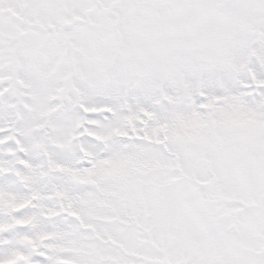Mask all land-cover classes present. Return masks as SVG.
Listing matches in <instances>:
<instances>
[{
  "label": "snow or ice",
  "instance_id": "snow-or-ice-1",
  "mask_svg": "<svg viewBox=\"0 0 264 264\" xmlns=\"http://www.w3.org/2000/svg\"><path fill=\"white\" fill-rule=\"evenodd\" d=\"M0 264H264V0H0Z\"/></svg>",
  "mask_w": 264,
  "mask_h": 264
}]
</instances>
